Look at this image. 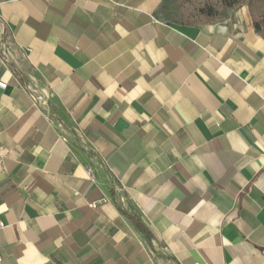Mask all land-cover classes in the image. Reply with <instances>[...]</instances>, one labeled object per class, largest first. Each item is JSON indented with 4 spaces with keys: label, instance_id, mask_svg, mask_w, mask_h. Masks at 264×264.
I'll return each instance as SVG.
<instances>
[{
    "label": "crops",
    "instance_id": "crops-1",
    "mask_svg": "<svg viewBox=\"0 0 264 264\" xmlns=\"http://www.w3.org/2000/svg\"><path fill=\"white\" fill-rule=\"evenodd\" d=\"M161 2L0 0V264H264V37Z\"/></svg>",
    "mask_w": 264,
    "mask_h": 264
},
{
    "label": "rangeland",
    "instance_id": "rangeland-1",
    "mask_svg": "<svg viewBox=\"0 0 264 264\" xmlns=\"http://www.w3.org/2000/svg\"><path fill=\"white\" fill-rule=\"evenodd\" d=\"M240 10L264 37V0H162L158 14L167 22L203 26L223 22Z\"/></svg>",
    "mask_w": 264,
    "mask_h": 264
},
{
    "label": "built area",
    "instance_id": "built-area-1",
    "mask_svg": "<svg viewBox=\"0 0 264 264\" xmlns=\"http://www.w3.org/2000/svg\"><path fill=\"white\" fill-rule=\"evenodd\" d=\"M7 87V84L0 80V90H5ZM25 91L29 94L31 101L35 105H40V97L36 94L35 90H32L30 86H25ZM44 113H48L46 108H42Z\"/></svg>",
    "mask_w": 264,
    "mask_h": 264
}]
</instances>
